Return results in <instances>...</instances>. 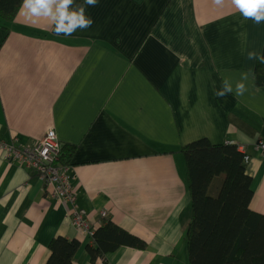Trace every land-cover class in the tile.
<instances>
[{
  "label": "crops",
  "instance_id": "1",
  "mask_svg": "<svg viewBox=\"0 0 264 264\" xmlns=\"http://www.w3.org/2000/svg\"><path fill=\"white\" fill-rule=\"evenodd\" d=\"M19 10L0 23V264H45L56 236L79 240L73 264H188L180 149L201 138L211 160L223 143L250 156V209L264 215V86L247 59L262 54L264 22L230 0H98L86 7L92 27L65 37ZM245 74L243 96L214 95ZM49 129L76 147L69 173L90 230L106 211L134 234L105 260L91 261L93 238L72 225L71 203L6 157L7 143L32 148Z\"/></svg>",
  "mask_w": 264,
  "mask_h": 264
},
{
  "label": "trees",
  "instance_id": "2",
  "mask_svg": "<svg viewBox=\"0 0 264 264\" xmlns=\"http://www.w3.org/2000/svg\"><path fill=\"white\" fill-rule=\"evenodd\" d=\"M23 0H0L2 27L13 20ZM264 54V46L262 50ZM255 82L264 86V64L255 62ZM212 143L201 138L181 147L186 162L191 220L186 231L188 264H264V215L250 209L252 178L246 153L236 143L220 145L216 162L209 158ZM76 147L62 144L60 163L70 164ZM134 234L111 220L93 232L86 251L92 262L129 245ZM80 242L54 237L45 264H73Z\"/></svg>",
  "mask_w": 264,
  "mask_h": 264
},
{
  "label": "clouds",
  "instance_id": "3",
  "mask_svg": "<svg viewBox=\"0 0 264 264\" xmlns=\"http://www.w3.org/2000/svg\"><path fill=\"white\" fill-rule=\"evenodd\" d=\"M216 6H224L225 0H212ZM230 3L241 13L245 20L251 19L255 24L264 22V0H230ZM98 0H84L83 4L76 5L75 0H23L19 15L26 20L37 23L43 19L48 22L55 35L71 37L78 30L84 31L95 23L90 15H86V7H96ZM75 5V6H74ZM248 60L258 61L264 64V54L250 51L247 54ZM245 74L241 81L237 82L235 89L232 83L224 79L221 88L214 92L217 98H224L229 94L237 97L243 96L247 91L244 81Z\"/></svg>",
  "mask_w": 264,
  "mask_h": 264
},
{
  "label": "built area",
  "instance_id": "4",
  "mask_svg": "<svg viewBox=\"0 0 264 264\" xmlns=\"http://www.w3.org/2000/svg\"><path fill=\"white\" fill-rule=\"evenodd\" d=\"M256 147L260 155L264 157V140L258 141ZM240 148L242 149V147ZM5 149L6 157L18 161L24 169L34 172L43 185L46 184L51 188V193L56 200L71 203L68 213L71 223L76 229L88 235L92 234L87 211L76 203L77 193L72 184L73 175L69 173L70 164L60 163L61 142L54 129H49L32 148L7 143ZM249 158L250 156L246 153V162ZM100 215L104 219L108 218L106 211H101Z\"/></svg>",
  "mask_w": 264,
  "mask_h": 264
},
{
  "label": "rangeland",
  "instance_id": "5",
  "mask_svg": "<svg viewBox=\"0 0 264 264\" xmlns=\"http://www.w3.org/2000/svg\"><path fill=\"white\" fill-rule=\"evenodd\" d=\"M215 158H216V157L213 156V160H211V159H210V160L216 162L217 159H215ZM15 161H16V160H15ZM16 162H18V161H16ZM29 172H31V171H29ZM72 184H73V183H72ZM73 187H74V186H73ZM74 190H75V189H74ZM52 196H53V195H52ZM87 217H88V214H87ZM105 220H106V219H105ZM78 230H79V229H78ZM80 231H81V230H80ZM91 233H92V234H91L90 236L93 238V232L91 231Z\"/></svg>",
  "mask_w": 264,
  "mask_h": 264
}]
</instances>
